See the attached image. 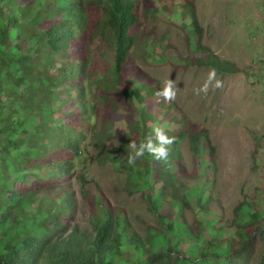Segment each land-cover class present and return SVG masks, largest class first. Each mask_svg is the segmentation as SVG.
<instances>
[{
  "label": "trees",
  "instance_id": "obj_1",
  "mask_svg": "<svg viewBox=\"0 0 264 264\" xmlns=\"http://www.w3.org/2000/svg\"><path fill=\"white\" fill-rule=\"evenodd\" d=\"M52 1L41 9L47 4L34 0L38 9L32 2L17 13L0 0V264H247L254 241V261L264 264V205L242 196L227 225L220 208L207 218L216 194L198 190L194 181L203 175L196 162L190 170L181 164L178 146L185 140L193 156L207 151L211 172L215 147L205 130L190 133L179 112L159 117L158 83L133 62L138 5L146 0H72L76 20L45 19L62 0ZM179 1L192 25L188 64L237 72L201 45L193 0ZM153 125L176 137L167 159L146 154L129 165L128 144H139ZM91 159L111 165L121 190L144 201L154 225L143 234L87 188ZM71 180L89 230L72 225Z\"/></svg>",
  "mask_w": 264,
  "mask_h": 264
},
{
  "label": "rangeland",
  "instance_id": "obj_2",
  "mask_svg": "<svg viewBox=\"0 0 264 264\" xmlns=\"http://www.w3.org/2000/svg\"><path fill=\"white\" fill-rule=\"evenodd\" d=\"M178 1L153 0L151 6L147 0L139 2L138 43L132 59L158 83V88L168 78L177 84L174 101L159 99L160 118L167 114L170 118L178 116L179 112L189 123L190 133L207 132L215 147L214 172L210 171L207 151H201V157L193 156L185 140L178 146L180 162L188 170L197 163L196 169L203 178L194 181L195 186L205 195L216 194L217 203L209 205L207 218H215L220 208L222 223L227 225L232 208L242 196L257 207L264 205V0H193L202 30L201 45L219 60L238 69L235 73L216 74L223 86L210 87L207 95H196L194 89L204 82L212 68L188 64V60L194 59L192 25L187 19L189 11L180 8ZM9 2L17 13H26L32 4L26 0ZM50 2L55 3L40 0L41 4H47L40 8ZM70 2L72 0H62L46 13L45 19L71 17L69 19L76 20L80 17L79 9L71 7ZM31 8L38 9L34 2ZM256 144L258 147L253 154ZM86 173L90 180L87 188L98 189L112 208L123 211L140 234L154 225L144 201L137 194L128 196L121 190L118 175L111 165L99 166L91 159ZM69 185L77 196L72 225L89 230L85 208L77 195L78 183L71 180ZM165 209L166 205L162 204L160 210ZM184 218L190 224L192 213L185 211ZM253 246L247 264H256L257 241Z\"/></svg>",
  "mask_w": 264,
  "mask_h": 264
},
{
  "label": "clouds",
  "instance_id": "obj_3",
  "mask_svg": "<svg viewBox=\"0 0 264 264\" xmlns=\"http://www.w3.org/2000/svg\"><path fill=\"white\" fill-rule=\"evenodd\" d=\"M222 81L216 78V70L210 69L206 79L194 89L196 95L201 93L207 95L209 88H221ZM155 97L164 102H172L176 99L177 84L174 80L165 79L162 86L154 93ZM175 136H169L165 129L160 125H153L151 132L139 143L130 141L128 148L130 152L127 157L129 165H134L138 159L146 154L154 158L155 161L166 160L169 153V147L175 142Z\"/></svg>",
  "mask_w": 264,
  "mask_h": 264
}]
</instances>
